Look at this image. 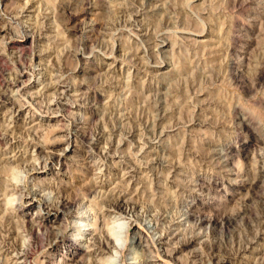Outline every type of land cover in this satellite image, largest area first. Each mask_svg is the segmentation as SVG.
Returning a JSON list of instances; mask_svg holds the SVG:
<instances>
[{
    "label": "rangeland",
    "instance_id": "1",
    "mask_svg": "<svg viewBox=\"0 0 264 264\" xmlns=\"http://www.w3.org/2000/svg\"><path fill=\"white\" fill-rule=\"evenodd\" d=\"M0 2V96L8 98L0 101V132L9 138L0 144V166L15 165L13 176L3 175L8 180L5 195L0 192V212L11 213L14 222L38 218L37 204L46 207L54 199L65 168L42 166L47 154L66 149L69 119L91 114L90 138L83 146L95 161L91 176L98 189L71 208L68 234L90 251L92 260L138 264V250V257L128 253L125 259L116 250L135 251L141 233L159 246L162 255L149 256L154 264H169L165 257L175 264H264V177L256 192L247 187V181L264 173V0ZM86 9L89 14L83 15ZM95 10L100 17L93 26L90 12ZM241 47L261 62L258 71L237 64ZM81 52L89 53L87 59L78 56ZM87 68L97 75L84 79L82 93L76 86L89 75ZM22 69L29 80L20 86L13 77ZM232 168L246 170V183L236 180ZM202 182L211 185L208 193L199 190ZM109 196L126 199L125 206L107 205ZM211 196L219 206L205 213L210 212L215 227L187 219L189 208L210 204ZM6 198L8 205L2 203ZM31 200L35 205L30 207ZM83 216L89 221L79 219ZM130 221H137L139 234L129 231ZM18 222L0 238L21 249L27 237ZM97 230L113 241L111 252L93 250ZM2 245L0 253L6 249ZM49 249L55 261L61 248L48 246L47 236H41L35 257ZM6 252L8 263L22 264L12 248Z\"/></svg>",
    "mask_w": 264,
    "mask_h": 264
},
{
    "label": "bare ground",
    "instance_id": "2",
    "mask_svg": "<svg viewBox=\"0 0 264 264\" xmlns=\"http://www.w3.org/2000/svg\"><path fill=\"white\" fill-rule=\"evenodd\" d=\"M1 1V0H0ZM8 1V0H7ZM11 1V0H10ZM13 1V0H12ZM264 3V2H263ZM1 4V2H0ZM99 4V3H98ZM262 4V3H261ZM4 5V4H3ZM251 5V4H250ZM20 6V5H19ZM99 8V6H97ZM107 7V6H106ZM20 8V7H19ZM22 8V7H21ZM108 8V7H107ZM106 8V9H107ZM258 8V7H257ZM89 9V8H88ZM103 9H104V5H103ZM256 9V7H255ZM261 9V8H260ZM22 10V9H21ZM98 10V9H97ZM95 10L93 13L90 12V14L92 15V17L90 18L91 22L90 24L92 23V25L94 26L96 24V20L98 21V17H100V15L98 16V11ZM100 10V8H99ZM102 10V9H101ZM4 11V10H3ZM6 11H7V8H6ZM107 11V10H106ZM102 12V11H101ZM110 12V11H109ZM20 13V12H19ZM83 15H87L89 14L87 12V9H86V12H82ZM108 13V12H107ZM260 14L264 15V8H262V10H260ZM14 15V14H13ZM19 15V14H18ZM16 16V15H14ZM84 17V16H83ZM89 18V17H87ZM14 20V19H13ZM89 20V19H88ZM100 20V19H99ZM20 24V23H19ZM2 25V24H1ZM92 26V29L95 31V27L93 28ZM38 27V26H37ZM2 29V27H0V30ZM27 29V28H26ZM98 29V28H97ZM100 29V28H99ZM35 31V30H34ZM33 31V33H34ZM92 31V30H90ZM238 31V30H237ZM36 33V32H35ZM94 33V32H93ZM92 33V34H93ZM25 35V34H24ZM31 35V34H29ZM242 36V35H241ZM247 36V33L246 35ZM244 36V38H245ZM249 36V35H248ZM162 37V36H161ZM25 38V37H24ZM33 38V37H32ZM247 38V37H246ZM250 38V37H248ZM26 39V38H25ZM24 39V40H25ZM79 39V38H78ZM166 39V38H165ZM235 39V38H234ZM252 39V37H251ZM74 40V39H73ZM76 40V39H75ZM254 41V40H253ZM76 42V41H75ZM79 40L76 42L78 43ZM91 42V41H90ZM250 42V41H249ZM35 43V42H34ZM82 43V42H81ZM89 43V42H88ZM243 43V42H242ZM207 44V43H206ZM238 44V43H237ZM86 45V44H85ZM88 45V44H87ZM92 45V44H91ZM89 45V46H91ZM160 46V44H158ZM84 46V45H82ZM88 46V47H89ZM204 46V44L202 45ZM209 46V45H208ZM215 46V45H213ZM237 46V45H236ZM212 47V46H211ZM245 47V46H244ZM248 47V46H246ZM245 47V48H246ZM18 48V47H17ZM82 48V47H81ZM80 48V50H81ZM85 48V47H84ZM83 48V49H84ZM219 48V47H218ZM160 49V48H159ZM214 49V48H213ZM205 50V49H204ZM247 50V49H246ZM246 50L241 47L237 50V53L235 54L236 57H237V64H242V63H245L248 64V66H250V68L252 69H257L259 67V63L261 64V62L258 61L257 58H250L246 52ZM84 51H88L87 49ZM207 51V50H206ZM218 51V49H217ZM1 52V51H0ZM43 52V51H42ZM111 52V51H110ZM78 56L80 58H83V59H87V54L89 53H84V52H81V53H77ZM40 55V54H39ZM38 55V56H39ZM74 55V54H73ZM212 55V54H211ZM217 55V54H215ZM220 55V54H219ZM250 55V54H249ZM19 56V55H18ZM234 56V55H233ZM30 57V56H29ZM26 58V57H25ZM20 59V58H19ZM216 59V58H214ZM115 60V59H114ZM20 61V60H18ZM26 61V60H25ZM31 61V60H30ZM80 61V60H79ZM84 62V60H82ZM214 61V60H213ZM228 62H231V61H228ZM19 64V63H18ZM21 64V63H20ZM236 64V63H235ZM12 65V64H11ZM22 65H23V61H22ZM32 65V64H31ZM52 65V64H51ZM233 65V64H232ZM55 66V65H54ZM87 66V65H86ZM239 66V65H238ZM237 66V67H238ZM22 67V66H21ZM57 67V66H56ZM65 67V66H64ZM18 68V67H17ZM82 68V67H81ZM84 68V67H83ZM239 68V67H238ZM244 68V67H243ZM247 68V67H246ZM12 69V68H11ZM65 69V68H63ZM69 69V68H68ZM92 69V68H91ZM0 70H2L0 68ZM70 70H73V69H70ZM68 70V71H70ZM238 70V69H236ZM235 70V71H236ZM260 70V69H259ZM65 71V70H64ZM85 71V69H84ZM87 71L89 72L88 74L89 75H86L79 79H82L80 82L77 83V91L79 90V92H81L82 90V93L83 92V89H85V80L86 78L89 76H94L92 78H95V75H97V72L96 74L94 73V75H91V71H90V68H87ZM258 71V69H257ZM256 71V72H257ZM5 72V71H4ZM16 72V73H15ZM14 74L15 76L13 77V79L20 83V86L27 82V80H29V77H25L27 74H28V71L26 69H22V70H19L18 72L15 71ZM51 72V70L49 71ZM48 72V73H49ZM75 72V71H74ZM243 72V71H242ZM255 72V71H254ZM8 73V71H7ZM52 73V72H51ZM62 73V72H61ZM68 73V72H67ZM262 73V72H261ZM260 73V74H261ZM13 74V75H14ZM50 74V73H49ZM71 74V73H69ZM241 74V73H240ZM257 74V73H256ZM31 75V74H30ZM255 75V74H254ZM48 76V75H47ZM67 76V75H66ZM70 76V75H69ZM262 76V75H261ZM10 77V76H9ZM59 77V76H58ZM62 77V76H61ZM71 77V76H70ZM88 77L87 80H89L90 78ZM4 78V77H3ZM67 78V77H66ZM97 78V77H96ZM6 79V78H5ZM4 79V80H5ZM10 79V78H9ZM48 79H49V76H48ZM55 79V78H54ZM85 79V80H84ZM14 81V82H15ZM25 81V82H24ZM52 81L54 82L55 80L52 79ZM68 81V80H67ZM72 81V80H71ZM90 81V80H89ZM94 81V80H93ZM22 82V83H21ZM50 82V81H49ZM52 82V83H53ZM253 82V81H252ZM46 83V82H45ZM51 84V88H55L56 84ZM73 84V82H71ZM14 84V83H13ZM253 84V83H252ZM1 85V84H0ZM3 85V84H2ZM12 85V84H11ZM64 85V83H63ZM87 85V83H86ZM46 86V84H45ZM44 86V87H45ZM71 86V85H70ZM89 86V85H88ZM43 88V87H42ZM49 88V87H48ZM86 90V89H85ZM3 91V90H2ZM62 92L64 91V89L61 90ZM25 92V91H24ZM50 92V91H49ZM53 92V90H52ZM5 93V92H4ZM20 93V92H19ZM58 93V92H57ZM78 93V92H77ZM54 94V93H53ZM3 95V94H2ZM47 95V94H46ZM52 95V94H51ZM23 96V95H22ZM57 96V95H56ZM68 96V95H67ZM83 96V95H82ZM0 97H3L0 101H6V98H4V95L3 96H0ZM79 97V96H78ZM87 97V96H86ZM90 97V96H89ZM75 98V97H74ZM5 99V100H4ZM8 99V98H7ZM12 100V99H11ZM30 100V99H29ZM87 100V99H86ZM20 101V100H19ZM85 101V100H84ZM97 101V100H96ZM14 102V101H13ZM90 102V101H89ZM16 103V102H15ZM32 103V102H31ZM33 104V103H32ZM17 105V104H16ZM234 106V105H233ZM236 106V105H235ZM61 107V106H60ZM53 109V108H52ZM49 110V109H47ZM234 110V109H233ZM68 111V110H67ZM56 112V111H55ZM87 119H84L83 116H81V119L78 120V119H69V128L70 130L67 131V133H65V141H66V149L62 150V151H59L58 153H52L50 154H47V157L46 159L44 160L42 166H46L48 164H51V165H55L56 167L58 168H61L62 165H65V168L64 169H60L61 172H62V176H60L61 178H58V186H57V191L55 192L56 195L54 196V199L49 202L47 204L46 207L43 206V204L39 203L37 204V217L35 220H32V221H27L23 218L17 220V221H20L24 224V231H25V235L27 237V243H26V246L24 248H21L16 245L17 243H12L9 241L10 243H12L10 246H8L9 242H6L5 238L3 237L1 240H0V244H3L2 246H5L6 249L0 253V264H10L8 263L9 261V257L11 256H7V253H5L6 250H8L9 248H12L13 251H14V257L17 260L21 259L22 260V264H100V262L98 263V261H94L92 260L88 255H90V251L88 250H85L84 248H82L79 243H76V241L78 240L76 237H72L71 235L68 234V218L70 215H72V211L71 208H73L75 206V204L77 202H79L78 204L82 203L81 201L83 199H88V197L91 195L92 192H96V189L97 188V184L96 182L93 180V176H91V174L94 173V171L96 170L95 169V161L93 160V157H92V153H91V150L90 148H87V147H84L83 146V142H87L89 141V134L87 132V124L88 122L90 121V117H91V114L90 115H87ZM38 117V116H37ZM69 117V116H68ZM78 118V117H77ZM239 118V121L238 122H242L243 123V117L242 116H238ZM234 123V121L232 122ZM244 124V123H243ZM248 124V123H247ZM237 125V124H236ZM1 127V126H0ZM38 127V126H37ZM255 129V128H254ZM1 130V128H0ZM9 130V129H8ZM12 130V129H11ZM96 130V129H95ZM167 130H169L167 128ZM13 132V131H12ZM10 132V133H12ZM34 132V131H32ZM8 133V132H7ZM257 133V132H256ZM32 135V134H31ZM92 137V136H91ZM8 135H5V134H2V132H0V144H3L5 145L4 143L7 142L8 140ZM91 141V139H90ZM77 142H80L81 145H76L75 143ZM117 142V141H116ZM121 142V141H120ZM23 143V142H22ZM28 143V142H27ZM29 144V143H28ZM27 144V146H28ZM110 144V143H109ZM181 144V143H180ZM116 145V143H115ZM114 145V146H115ZM119 145V143H118ZM180 145H176L175 147H178ZM6 147V146H5ZM33 147V146H32ZM36 147V146H34ZM55 147V146H54ZM141 147V146H140ZM153 147V146H152ZM175 147H170L172 148L173 150H175ZM180 148V147H179ZM50 151H53V147L50 146L48 148ZM206 149V148H205ZM217 149V148H216ZM215 149V150H216ZM225 149V148H224ZM44 150V149H43ZM57 150V149H55ZM114 150V149H113ZM172 150V151H173ZM180 151V150H179ZM177 151V152H179ZM211 151H213L211 149ZM240 151V150H239ZM93 152V151H92ZM102 152V151H101ZM203 152V151H202ZM209 152V151H207ZM172 153V152H171ZM42 154V153H41ZM40 154V155H41ZM102 154V153H101ZM263 154V153H262ZM46 155V154H45ZM175 155V154H173ZM216 156V155H215ZM232 156V155H231ZM207 157V156H206ZM205 157V158H206ZM217 157V156H216ZM161 158V157H159ZM230 159V158H229ZM220 160V159H219ZM106 161V160H105ZM153 161V160H152ZM235 161V160H234ZM99 162V161H98ZM147 162V161H146ZM163 162V161H162ZM209 162V161H208ZM18 163V162H17ZM171 163V162H170ZM29 164V163H28ZM31 164V163H30ZM215 164V163H214ZM69 165H72L74 168L71 170L69 169ZM15 166V165H14ZM13 166V167H14ZM19 166V165H18ZM217 166V165H216ZM235 166V165H234ZM259 166V165H258ZM2 166H0V192L5 195L4 193V188L3 186H7V184H5V178H4V174H14L13 173H10L12 170H13V167H9V168H6V166L4 167V164H3V167L1 168ZM21 168V167H20ZM18 169V168H17ZM35 169V168H34ZM229 169V168H228ZM28 170V168H27ZM30 170V169H29ZM232 170H234V175L236 176V180L238 179V182H242V181H245V178H243V173H246V170H243L241 168L237 169L236 170L234 168H232ZM23 171V170H21ZM224 172V171H223ZM250 172V171H249ZM3 173V174H2ZM248 173V172H247ZM25 174V173H24ZM230 174V173H229ZM249 174V173H248ZM256 174V173H255ZM94 175V174H93ZM7 176V175H6ZM57 176V175H56ZM225 176V175H224ZM264 177V173H257L254 178L252 180H249L247 181V184H248V188H252L254 189V191L256 192L257 190H259V187H260V183L261 181H263V178ZM14 178V177H13ZM16 178H14L15 180ZM20 180V178H19ZM160 181V180H159ZM223 181V180H222ZM245 181V183H246ZM52 182V181H51ZM153 182V181H152ZM7 183V182H6ZM194 183V182H193ZM5 184V185H4ZM12 184V183H11ZM100 184V183H99ZM151 184V183H150ZM149 184V185H150ZM153 184V183H152ZM195 184V183H194ZM9 185V184H8ZM148 185V186H149ZM158 185V184H157ZM198 185V184H197ZM13 186V185H11ZM102 186V185H101ZM128 186V185H127ZM147 186V185H146ZM211 186V185H210ZM207 183L205 182H202V183H199V190L204 192V191H207V190H210L212 187H210ZM157 187V186H156ZM197 187V186H196ZM7 188V187H6ZM13 188V187H12ZM41 188V187H40ZM122 189V188H121ZM147 189V188H146ZM193 189H194V186H193ZM197 189V188H196ZM20 190V188H19ZM198 190V189H197ZM247 190V189H246ZM250 191V189H249ZM20 192V191H19ZM50 192V191H49ZM99 192V191H98ZM97 192V193H98ZM155 192V191H154ZM248 192V191H246ZM259 192V191H258ZM9 193V192H8ZM25 193V192H24ZM100 193V192H99ZM201 193V192H200ZM208 193V191H207ZM249 193V192H248ZM252 193V191H251ZM13 194V193H12ZM95 194V193H94ZM211 194V192H210ZM261 194V193H260ZM54 195V194H53ZM99 195V194H98ZM102 195V194H100ZM213 195V194H211ZM18 196V195H17ZM96 196V195H95ZM210 196V195H209ZM219 196V195H218ZM102 197V196H101ZM106 197V196H105ZM242 197V196H241ZM50 198V197H49ZM91 198H93V196H91ZM239 198V197H238ZM10 199V198H9ZM8 198H6V200L2 203H5L7 204L6 202L9 201ZM14 199V198H13ZM17 199V198H16ZM19 199V198H18ZM17 199V200H18ZM100 199V198H99ZM158 199V198H157ZM211 199H214L212 202H210V204L208 205H205L203 202L202 203H199V204H196L194 205L192 208H189L186 212V216H187V219H189L190 221L194 222V223H197L199 226H203L205 224L207 225H215L217 224V222H215L212 217L206 213V209H212L213 208H216L218 207V203L215 201L216 196H211ZM240 199V198H239ZM15 200V199H14ZM16 200V201H17ZM90 200V198H89ZM88 200V202H89ZM95 200V199H94ZM126 200V199H125ZM125 200L124 199H119V196L117 197H110L109 198H106L105 202L107 203V205L109 204V206L113 205L112 207H114V209L116 208H121L122 205L125 204ZM11 201V199H10ZM9 201V202H10ZM15 201V202H16ZM93 201V200H91ZM97 201H100V200H97ZM215 201V202H214ZM8 202V203H9ZM264 202V201H263ZM19 203V202H18ZM92 203V202H91ZM96 203V202H95ZM99 203V202H97ZM128 203V202H127ZM101 204V203H99ZM130 204V203H129ZM133 204V203H132ZM4 205V204H3ZM8 205V204H7ZM35 205V201L34 200H31L29 201V206H34ZM98 205V204H97ZM131 205V204H130ZM6 206V205H5ZM11 206V205H10ZM17 206V205H16ZM81 206V204L79 205ZM108 206V207H109ZM125 206V205H124ZM162 206V205H160ZM3 207V206H2ZM100 207V205H99ZM76 208V207H75ZM188 208V207H187ZM222 208V206H221ZM4 209V208H3ZM219 209V208H218ZM35 210V209H34ZM99 210V209H98ZM119 210V209H118ZM186 210V209H185ZM216 210V209H215ZM2 211V210H1ZM36 211V210H35ZM79 211V210H78ZM100 211V210H99ZM220 211V209H219ZM4 212H6L4 214ZM125 212V211H124ZM212 212V211H211ZM77 213V212H76ZM74 213V214H76ZM97 213V212H96ZM122 213V212H121ZM159 213V212H158ZM0 233L3 234V230L5 232H10L12 231L11 229H13L14 231V227H16V222H14V218L12 219L11 215L10 214H7V211H4L3 212H0ZM78 215V214H77ZM77 215H73V216H76ZM79 216V215H78ZM154 216V215H153ZM155 219L156 220H159L160 217L155 215ZM93 217V215H92ZM83 218L82 221H89L88 217L86 216H83V217H79V219ZM16 220V219H15ZM96 220V216L94 218H92V222H90L91 224L94 223ZM153 220V219H152ZM154 221V220H153ZM18 222V223H20ZM75 222V221H74ZM137 222V221H136ZM136 222H129L130 224L128 225V228H129V231L130 232H133V234L135 233H138L139 231L136 230L137 228V224H135ZM155 222V221H154ZM89 223V224H90ZM156 223V222H155ZM221 224V223H220ZM224 224V223H223ZM82 225H85V224H82ZM87 225V223H86ZM198 226V227H199ZM214 226V227H215ZM139 227V226H138ZM213 227V228H214ZM101 229V228H100ZM104 229V228H103ZM155 229V228H154ZM79 230V227L78 229ZM161 230V229H160ZM17 232V231H16ZM15 232V234H16ZM79 232V231H78ZM106 232V230H105ZM128 232V231H127ZM145 232V231H144ZM166 232V230H165ZM0 234V236H1ZM5 234V233H4ZM3 234V235H4ZM19 234V233H18ZM17 234V235H18ZM103 234H105L103 232V230H97V232L95 233L96 236H92L91 238H93V244L92 246L94 247L93 250L94 251H99V252H111L112 249L111 248H115V246L113 245V241L111 240H108V237H106V235L103 236ZM107 234V233H106ZM139 234V233H138ZM141 234V233H140ZM138 235L137 236V239L135 240V251H131L129 248H122L120 249L119 251L116 250V252H120L123 256V259H125L124 257H126V255L128 253H133L135 254L136 251L138 250L139 254H140V257H141V260L138 262V264H154L149 256H150V253L151 252H154L158 257L161 256L162 254L160 253L161 251H159V246L158 244H156L155 242H152L150 241L149 239L147 238H144L143 236L141 235ZM172 234V233H171ZM170 234V235H171ZM6 235V234H5ZM4 235V236H5ZM13 235V234H12ZM20 235V234H19ZM47 236V239H48V246H51L52 248L54 249H58L59 247L61 248V251L58 253V257L56 258V260L52 261V255L54 254L53 253V250H50L51 252H46L44 253V256L48 257L46 260L45 258H43L44 256H36L35 257V253L37 251V248H38V243L41 239V236ZM114 235V234H113ZM137 235V234H136ZM76 236V235H74ZM103 236V238L101 237ZM109 236V235H108ZM188 236V235H187ZM2 237V236H1ZM18 237V236H17ZM22 237V236H20ZM124 237H126L124 235ZM131 237V236H130ZM13 238V237H12ZM120 238V237H119ZM132 238V237H131ZM184 238V237H183ZM187 238V237H186ZM23 239V238H22ZM25 239V238H24ZM123 239V238H122ZM121 239V240H122ZM12 240V239H11ZM26 240V239H25ZM116 240V239H115ZM118 240V239H117ZM126 240V239H125ZM128 240V239H127ZM176 240V239H175ZM185 240V239H184ZM15 241V240H14ZM20 241V240H19ZM131 241V240H130ZM190 239H186V242L189 243ZM18 242V241H17ZM124 242V241H123ZM170 242V241H169ZM175 242V241H173ZM23 243V242H22ZM172 243V242H171ZM180 243V242H179ZM20 244V243H19ZM25 244V243H24ZM23 246V245H22ZM21 246V247H22ZM89 246V245H88ZM91 246V247H92ZM122 246V245H121ZM1 249V248H0ZM171 250V249H169ZM172 252V251H171ZM114 253V252H113ZM170 253V252H169ZM95 254V253H94ZM110 255V253H109ZM136 255V254H135ZM137 256V255H136ZM92 257V256H91ZM138 257V256H137ZM54 258V257H53ZM118 258V257H117ZM14 259V260H15ZM91 259V260H90ZM122 259V260H123ZM12 260V259H11ZM89 260V261H88ZM165 260L167 261V263L169 264H175L174 262L170 261L169 258L165 257ZM163 260V261H165ZM113 261V260H112ZM176 261V260H175ZM216 261V260H215ZM12 262V261H11ZM110 262V261H109ZM218 262V261H217ZM259 262V261H258ZM102 263H104L102 261ZM106 263V261H105ZM112 263V262H111ZM163 264V263H162ZM177 264V263H176ZM217 264V263H216Z\"/></svg>",
    "mask_w": 264,
    "mask_h": 264
}]
</instances>
